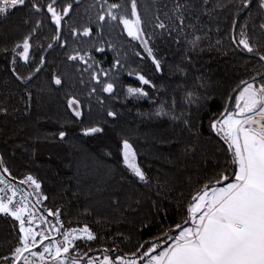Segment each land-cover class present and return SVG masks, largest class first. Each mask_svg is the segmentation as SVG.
<instances>
[{"label":"trees","instance_id":"1","mask_svg":"<svg viewBox=\"0 0 264 264\" xmlns=\"http://www.w3.org/2000/svg\"><path fill=\"white\" fill-rule=\"evenodd\" d=\"M38 2L39 13L26 7L7 19L0 17V109H6L0 111V156L16 180L29 173L40 179L45 205L60 208L68 226L86 223L96 233L95 241L76 243L81 253L134 252L139 241L160 235V223L180 222L184 209L178 208V202L186 205L192 191L223 167L222 141L210 131L209 118L223 110L241 80L264 73L258 57L236 48L231 39L233 34L239 39L243 30L254 46L264 48L260 28L264 11L258 0H251V7L240 12L241 0H137L150 46L163 63V71L155 72L140 43L128 37L122 25L107 17L97 20L109 4L128 5L130 11V0H57V9L72 4L62 27L61 40L67 41L63 46L51 39L55 30L47 14L48 0ZM177 4L182 6L179 10ZM181 14L183 32L172 31ZM157 16L170 26L168 30L155 27ZM36 20L43 24L32 39L34 62L18 59L15 64L17 72L28 77L20 80L12 72V48L36 26ZM86 26L92 29L88 36L71 34L73 27L82 33ZM196 36L201 39L193 50L189 41ZM74 50L89 52V63L99 62L93 70H109L115 59L120 60V69L110 71L116 85L113 93L102 92L83 62L68 59ZM41 55L46 62L35 72ZM137 71L156 85L144 86L148 97L126 94V86H140ZM53 75L60 76L61 85L53 82ZM188 92L194 99L199 97V108L184 99ZM70 96L81 101L82 121L67 107ZM162 101L166 114L156 115ZM109 110L118 116L108 117ZM188 113L191 129L183 123L190 118ZM94 124L103 133L83 135L81 128ZM60 130L68 133L66 139L58 137ZM122 137L133 144L150 183L139 181L124 165L118 151ZM142 221L146 227H141ZM17 231L18 222L0 213V257L15 246Z\"/></svg>","mask_w":264,"mask_h":264},{"label":"snow or ice","instance_id":"2","mask_svg":"<svg viewBox=\"0 0 264 264\" xmlns=\"http://www.w3.org/2000/svg\"><path fill=\"white\" fill-rule=\"evenodd\" d=\"M56 3L57 0H48L46 9L55 30L51 39L59 41L63 46L67 41L61 40L62 27L65 17L70 15L72 4H63L57 9ZM241 4L242 7H238L237 12L250 8L251 0H241ZM26 7L34 9L37 13L42 11L38 0H0V17L7 19ZM181 7L180 4L176 5L177 10ZM258 8L264 11V0H258ZM106 17L109 21H116L122 25L123 32L133 41L140 43L155 72L163 71L162 60L157 58V53L150 46L151 36L145 31L137 0H130V11L128 5L116 3L107 5L106 10L102 8L97 20L105 21ZM156 20V28L169 29L170 26L160 20L159 16ZM177 20L179 23L172 31L178 28L183 32V15H179ZM236 23L233 20L234 26ZM42 24V20H36V26L12 48V72L20 80H26L28 77L21 76L15 64L18 59L25 64L34 62L31 54L32 39ZM260 28L264 29V23ZM91 31L92 29L86 26L82 33H79V30L73 27L71 34L88 36ZM200 39L196 36L189 41L193 50L198 47ZM231 39L236 48L258 57L259 62L264 64V48L254 46L243 30L239 34V39L235 34ZM52 47L53 44L49 43L48 48ZM108 47L111 48L112 45L109 44ZM96 51L103 52L104 49L98 48ZM136 55L140 56L141 53L137 52ZM68 59L83 62L86 65L85 71H90L91 79L101 87L102 92L113 93L116 85L114 79L110 77V71L120 69L119 59L114 60L109 70L103 68L93 70L97 68L99 62L89 63L92 57L87 51L74 50L68 55ZM45 62V57L41 55L34 71L39 72L40 65ZM31 76L32 72H29V77ZM135 76L140 86H126V94L148 97L149 92L144 86L150 85L155 88L156 85L140 71L135 72ZM52 80L56 85L62 84L60 76L53 75ZM91 91L95 93L96 89L93 88ZM233 94L234 104L231 103ZM28 96L30 97L31 93H28ZM193 96L192 92H188L184 99L189 105L196 104L199 108L200 105L196 103L199 97L194 99ZM172 105L174 108V100ZM67 107L74 117L82 121L84 114L78 98L70 96L67 99ZM164 114L166 111L162 101L156 115ZM188 115L190 118L185 119L183 123L191 129L194 127L192 114ZM107 116L116 118L118 113L109 110ZM208 126L222 141L223 167L192 191L186 205L182 206L178 202V208L184 209L180 222L168 226L160 223V235L153 236L148 241H139L136 251L115 255L114 258L109 254V249H104V254L99 257L91 256L87 252L81 253L76 248V242L95 241L97 235L86 223L81 227L64 228L60 219V208L55 210L46 208L38 215L37 205H41L47 199L43 194L40 179L31 173L27 174L20 183L27 185L31 191H22L12 182L15 178L5 165L3 156H0V213L11 216L18 222L15 246L8 249V255L0 257V264H264V73L257 72L255 76L241 80L229 94L223 110L213 113L209 118ZM103 131L99 124L81 128L85 136ZM67 136L66 131H58L61 140ZM118 151L124 165L134 176L145 184L150 183L147 173L137 162V152L127 137L120 139ZM33 195L36 199L34 203H30L29 198ZM152 208L159 211L155 202ZM44 213L53 217L55 222H49ZM146 226L142 221L141 227ZM124 239L129 240L130 237ZM73 249L75 255L71 251Z\"/></svg>","mask_w":264,"mask_h":264},{"label":"built area","instance_id":"3","mask_svg":"<svg viewBox=\"0 0 264 264\" xmlns=\"http://www.w3.org/2000/svg\"><path fill=\"white\" fill-rule=\"evenodd\" d=\"M24 177H25V176L21 177V178L18 179V180L14 179V180H12V182H13L14 184H17V185L20 187V189H21L22 191L30 192L31 189H30L27 185H25V184H21V183H20V181H22ZM35 199H36V197L33 195V196H31V197L29 198V202H30V203H34ZM46 208H50V207H47V206L45 205L44 201H43L41 205H37V209H38L37 214L39 215V214H40L41 212H43L44 209H46ZM51 209H53V208H51ZM53 210H55V209H53ZM44 214H45V216H46V218L48 219L49 222H51V223H54V222H55L54 219H53V217L47 215V213H44ZM60 219H61V221H62V223H63L64 228H74V227H81V226H83V224H82V225H75V226H68V225L66 224V222L64 221V219L62 218V215L60 216ZM89 227H90V226H89ZM53 235H57V234H56V233H53ZM77 242H78V241H77ZM77 242H76V243H77ZM73 255H75V251H74ZM102 255H103V254H102V253H99V252H96V253H94V254H91V256H95V257H99V256H102ZM119 255H122V254H119ZM113 258H114V256H113Z\"/></svg>","mask_w":264,"mask_h":264},{"label":"crops","instance_id":"4","mask_svg":"<svg viewBox=\"0 0 264 264\" xmlns=\"http://www.w3.org/2000/svg\"><path fill=\"white\" fill-rule=\"evenodd\" d=\"M37 230H39V229H37Z\"/></svg>","mask_w":264,"mask_h":264},{"label":"rangeland","instance_id":"5","mask_svg":"<svg viewBox=\"0 0 264 264\" xmlns=\"http://www.w3.org/2000/svg\"><path fill=\"white\" fill-rule=\"evenodd\" d=\"M39 229V228H38Z\"/></svg>","mask_w":264,"mask_h":264}]
</instances>
